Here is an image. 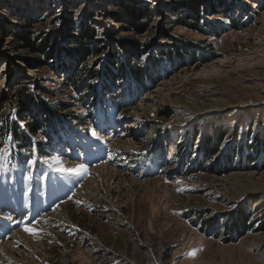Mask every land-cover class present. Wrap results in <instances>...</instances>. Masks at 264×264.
<instances>
[{
	"label": "rangeland",
	"instance_id": "obj_1",
	"mask_svg": "<svg viewBox=\"0 0 264 264\" xmlns=\"http://www.w3.org/2000/svg\"><path fill=\"white\" fill-rule=\"evenodd\" d=\"M133 1L130 30L118 0H0V264H264V0H204L198 15ZM195 15L199 29L173 26ZM30 23L59 48L94 31L82 92L68 65L16 42ZM22 83L36 135L13 98Z\"/></svg>",
	"mask_w": 264,
	"mask_h": 264
},
{
	"label": "trees",
	"instance_id": "obj_2",
	"mask_svg": "<svg viewBox=\"0 0 264 264\" xmlns=\"http://www.w3.org/2000/svg\"><path fill=\"white\" fill-rule=\"evenodd\" d=\"M179 5H183L185 7L191 8L196 15H198L199 11L203 7L204 0H175ZM133 0H118L117 6H118V14L121 19H124L126 21V25L128 29L134 30L138 29L140 26L139 20L141 19L140 12L136 5H134ZM193 18L194 22L192 24H187L185 18H178L174 21L173 26L178 25H190L194 26L195 28L199 29V18L196 16ZM118 17V16H117ZM115 17V18H117ZM73 20L69 21L68 29H71L70 24H72ZM144 23V22H142ZM55 28H51L48 30H42L40 33H37L34 30V23H30L26 25L23 30L18 31H12V34L14 38L16 39V42H18L20 45H22V49L28 50L30 53H33L37 56V62L45 63V65H55V66H61L65 67L68 65V70L71 69V77L69 78L70 83L79 92H82V89L84 88V85H87L86 78L90 79L95 72H92L90 70V67L87 66L86 62V56L88 53H94L98 54L100 50L98 48H89L88 47V37L94 36V31L90 30L89 28H85L81 34L76 35L75 37V44H72L70 48H59L57 46L56 41L54 40V36L56 31ZM18 31V32H17ZM176 47L178 46L176 43L174 44ZM128 46V47H127ZM127 48L123 47L124 53L130 57V54L133 53L135 49H141L144 50L146 47L141 45L139 47L138 45H132L127 44ZM143 47V48H142ZM138 51V50H137ZM133 54H138L137 52H134ZM183 53H178L177 57H181ZM68 58V61L64 63H60L59 61L61 58ZM45 60V61H43ZM51 60L53 64H51ZM120 62L117 63V65ZM58 64V65H57ZM53 65V67H54ZM72 67V68H71ZM120 68V67H119ZM121 69H123L121 67ZM124 70V69H123ZM131 76H135V78L139 81L144 80V71L142 69L136 70L131 69ZM123 72V71H122ZM133 72V73H132ZM126 74V72L124 73ZM129 74V75H130ZM116 77H118L117 74H114L113 68H111L110 71L106 73L105 78L111 83L113 82ZM141 83V82H140ZM87 91V90H85ZM13 98L16 100V104L19 106L21 113H26L27 115L24 116L23 121L29 125V130L31 134L36 135L38 133V130L43 127V119L41 116V113L36 109V95L34 91H31L26 84H20L16 87L15 94ZM36 109V112H33ZM28 112L32 114H28ZM35 113V114H34ZM38 115V117L36 116Z\"/></svg>",
	"mask_w": 264,
	"mask_h": 264
},
{
	"label": "snow or ice",
	"instance_id": "obj_3",
	"mask_svg": "<svg viewBox=\"0 0 264 264\" xmlns=\"http://www.w3.org/2000/svg\"><path fill=\"white\" fill-rule=\"evenodd\" d=\"M12 112H15V109H12ZM14 118V117H13ZM93 135H95V132H93ZM9 139H11V137L9 136ZM52 161H54V163L58 166L56 167V171L61 172V173H69V174H82L87 172V167L83 164L77 165L76 167H63L59 157H52L51 158ZM47 162V161H46ZM29 163H32V161H29ZM49 167H52V163L49 162ZM26 232L31 233L32 235H36V231L30 227H25L24 229ZM189 255L194 256L195 253L191 252L189 253Z\"/></svg>",
	"mask_w": 264,
	"mask_h": 264
},
{
	"label": "bare ground",
	"instance_id": "obj_4",
	"mask_svg": "<svg viewBox=\"0 0 264 264\" xmlns=\"http://www.w3.org/2000/svg\"><path fill=\"white\" fill-rule=\"evenodd\" d=\"M189 74V73H188ZM186 74V75H182L181 80L179 81L178 84H191L194 82H197L199 79L197 78L196 75L193 74V72L191 74ZM9 207L6 206L5 210L8 209ZM0 218H3V216H1ZM11 242V241H10Z\"/></svg>",
	"mask_w": 264,
	"mask_h": 264
}]
</instances>
